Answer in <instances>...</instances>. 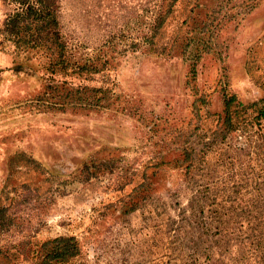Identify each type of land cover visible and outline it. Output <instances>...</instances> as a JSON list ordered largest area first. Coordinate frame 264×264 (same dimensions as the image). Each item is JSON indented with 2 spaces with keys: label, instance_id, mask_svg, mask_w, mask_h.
I'll return each mask as SVG.
<instances>
[{
  "label": "rangeland",
  "instance_id": "obj_1",
  "mask_svg": "<svg viewBox=\"0 0 264 264\" xmlns=\"http://www.w3.org/2000/svg\"><path fill=\"white\" fill-rule=\"evenodd\" d=\"M59 21L101 70L58 84L108 101L47 106L39 61L0 49V246L73 237L65 264H264V0H59Z\"/></svg>",
  "mask_w": 264,
  "mask_h": 264
},
{
  "label": "trees",
  "instance_id": "obj_2",
  "mask_svg": "<svg viewBox=\"0 0 264 264\" xmlns=\"http://www.w3.org/2000/svg\"><path fill=\"white\" fill-rule=\"evenodd\" d=\"M9 6V12L0 21V49L12 50L17 59L26 61L38 60L40 68L47 76L46 91L40 100L48 103L47 106L64 110L68 107H92L108 101V92L94 89L90 95L88 90L81 88L63 87L58 84V77L68 78L74 75L95 73L101 70L88 61H77L70 53L68 43L64 40L59 21V0H1ZM222 8L220 9L221 12ZM161 25V23H160ZM207 23L205 28H207ZM209 30L211 34L213 31ZM195 40V39H194ZM203 50L208 48L204 43ZM202 50V49H200ZM19 72L24 70L22 65L14 68ZM72 84L66 83L64 85ZM63 89V90H61ZM104 93L103 98L98 97ZM43 96V97H42ZM236 98L225 100L228 112ZM264 104V102H263ZM259 118H264V107L259 111ZM227 126L231 129L232 119L228 115ZM9 220L7 209L0 206V223ZM11 249H15L13 253ZM81 253L78 241L73 237H59L43 242L36 246L29 244L5 247L0 246V256L8 259H17L23 255L26 260L34 261L32 264H65L76 258Z\"/></svg>",
  "mask_w": 264,
  "mask_h": 264
}]
</instances>
